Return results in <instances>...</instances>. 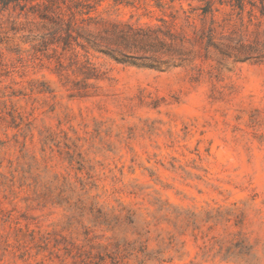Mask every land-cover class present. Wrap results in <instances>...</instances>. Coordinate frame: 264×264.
Returning <instances> with one entry per match:
<instances>
[{"label":"rangeland","instance_id":"rangeland-1","mask_svg":"<svg viewBox=\"0 0 264 264\" xmlns=\"http://www.w3.org/2000/svg\"><path fill=\"white\" fill-rule=\"evenodd\" d=\"M80 1L91 31L170 20ZM18 12L0 8V264H264V58L141 67L44 45Z\"/></svg>","mask_w":264,"mask_h":264},{"label":"trees","instance_id":"trees-1","mask_svg":"<svg viewBox=\"0 0 264 264\" xmlns=\"http://www.w3.org/2000/svg\"><path fill=\"white\" fill-rule=\"evenodd\" d=\"M150 1L164 13L169 9L170 20L161 17L159 22L146 25L114 21L91 31L88 26L97 19L82 16L86 4L80 0H0V8L18 9V16L35 20L29 22L39 25V41L44 45L79 47L85 52L92 49L116 62L141 67L162 70L188 58H264V0H197L199 5L189 10L175 9V0ZM193 10H199V24ZM178 11L191 34L176 27ZM217 14H223L221 20ZM234 16L240 28L231 23Z\"/></svg>","mask_w":264,"mask_h":264}]
</instances>
